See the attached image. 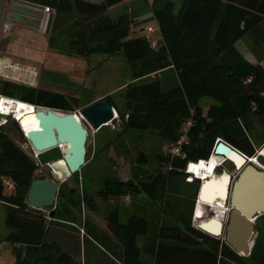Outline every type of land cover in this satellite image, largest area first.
Instances as JSON below:
<instances>
[{
  "label": "trees",
  "instance_id": "16d2710c",
  "mask_svg": "<svg viewBox=\"0 0 264 264\" xmlns=\"http://www.w3.org/2000/svg\"><path fill=\"white\" fill-rule=\"evenodd\" d=\"M25 1L54 8L51 46L83 57L94 53L124 55L132 79L122 87L124 109L108 95L118 112L112 122L119 120L125 128H153L166 142L177 140L182 132L188 136L186 158H172L165 149L158 154L162 164L169 165L166 173L158 171L139 184L133 179H108L101 188L102 196L142 191L155 198L162 184L184 173L188 160L208 159L218 138L246 155L256 153L250 133H256L254 124L264 131V0H181L179 6L174 0H152V16L159 26L155 46L147 30L132 33L129 14L115 18L106 14L108 8L124 0ZM56 31L66 40L64 48L55 40ZM239 40L246 43L255 60L237 48ZM168 68L175 71V79L165 87L161 72ZM156 73L160 76L155 77ZM0 94L63 112L91 104L81 105L76 95L1 77ZM204 96L216 101L206 111L200 104ZM17 139L27 141L17 121L0 124V201L9 230L0 241L14 248L15 264H90L89 256L85 259L87 241L96 243L118 264H264L255 254L257 244L249 255H243L223 236L204 232L189 220L181 225L161 224L155 238L139 244L138 238L149 230L147 218L133 213L121 221L118 207L104 215L111 239L93 222L84 220L83 259H79L75 251L49 238L53 223L64 220L59 201L44 207L48 213L27 203L30 184L39 175V163ZM5 180H10L12 187L5 185ZM63 195L59 187L58 199ZM81 201L92 205L89 195L82 196ZM260 216L264 214L257 218ZM112 239L120 249L113 248Z\"/></svg>",
  "mask_w": 264,
  "mask_h": 264
},
{
  "label": "rangeland",
  "instance_id": "374dc122",
  "mask_svg": "<svg viewBox=\"0 0 264 264\" xmlns=\"http://www.w3.org/2000/svg\"><path fill=\"white\" fill-rule=\"evenodd\" d=\"M151 2L152 0H124L116 6L108 8L106 14L112 18L117 17L121 13L129 14L132 18V33H143L147 30V26L156 25L155 19L152 16L153 6ZM174 2L176 5L178 4V0H174ZM146 33L150 39L158 41L156 38L158 32ZM55 35V40H58L57 44H61L62 46H60L64 48L66 40L63 41L61 39L62 36L59 34V31H56ZM239 46L245 52V56L248 59L254 60L253 56L246 52L243 45L239 44ZM66 54L68 55L67 59L62 57L61 61L54 63L52 66L49 65L51 69H47V71L50 74L45 80L39 77L38 72L35 75L32 74L31 78H28L20 73L15 74L12 70L7 71L5 75H0V77L25 85L66 90L63 92L79 96L80 104L86 105L96 100L98 96L96 92L107 91L110 88L117 87L125 82L128 77H131L132 74L129 64L122 53H94L89 57L79 56L74 53L69 54L67 52ZM12 63L19 65L18 62ZM24 68L30 69V67L25 66ZM163 74V77H165L164 82L166 81L170 84L175 79L174 70L164 71ZM60 78L64 80H60ZM67 82L71 83L66 87L68 85L66 84ZM121 94L122 92L114 91L113 99L119 104L121 109H124L123 105H121L124 102L119 101ZM13 100L18 99L14 98ZM215 102L211 97L204 96L201 98L200 104L203 111H206L208 105ZM73 113L80 118L89 130L86 162L76 173H73L59 183V187L64 191V195L60 200L58 199L57 192L55 202L56 200L57 203L59 201V205L63 207V215L60 217L64 220L58 219L53 223L50 228V239L59 240L65 249L75 251L76 256L79 259H83L82 251L84 243L82 238L83 229L81 227L84 220L88 219L90 222H93L99 232L111 239L112 235L106 227L104 215L107 210L113 207H118L121 221H125L133 213L141 214L147 218L149 230L145 236L138 238L139 244L155 238L161 224L181 225L182 221L189 220L191 225L196 227L197 223L203 220V217L205 220L210 215L215 216L218 214V212L216 214L210 212L208 206L204 205L198 210L197 192L201 180L194 178L191 180V183H188L190 181L186 179L187 175L185 172L173 175L169 178L168 183L162 184L155 198H150L142 191L135 194L109 195L103 198L100 191L101 188H104L105 181L108 179L117 181L133 179L139 184L140 182L150 180L158 171L166 173L169 165H163L158 154L163 152L169 142H166L153 128H125L119 120L111 121L99 129H94L85 118L81 117V106L75 109ZM8 117L3 119L1 124L10 125L12 119H14L25 131L34 128L37 124L35 113L25 116L21 121L17 119L15 113H10ZM254 125L256 133L255 135H253L254 132L250 134L255 144L256 152H259L264 149V131L260 130L259 125ZM220 141L223 142L222 140L216 141L209 158L214 155L215 147ZM17 143L39 163V174L43 173L51 176V168L48 164L63 155L62 148L59 146L37 152L32 148L28 140L21 141L17 139ZM216 158V160L219 159L218 157ZM143 159L145 160L143 161ZM221 161L215 167L216 173L219 174L225 170L231 175H237V168L233 160L225 157ZM85 195L90 196L92 205L81 201L82 196L85 197ZM190 202L194 203V209L189 215L187 212L191 206ZM201 209L203 210L202 217L195 218L194 214L196 210L199 212ZM42 210L46 213L49 212L45 208ZM222 214H219L220 217H222ZM226 214L227 212H225V216ZM4 217L5 206L0 201V239L9 231L4 224ZM255 244H257L255 250L256 256L264 259V216H260L254 221L251 248ZM85 245V259L89 256L87 260L90 264H118L110 255L101 251L96 243L87 241ZM112 246L115 249H120L117 241L113 239ZM15 255L16 252L10 243L0 241V264H15Z\"/></svg>",
  "mask_w": 264,
  "mask_h": 264
},
{
  "label": "water",
  "instance_id": "95a60500",
  "mask_svg": "<svg viewBox=\"0 0 264 264\" xmlns=\"http://www.w3.org/2000/svg\"><path fill=\"white\" fill-rule=\"evenodd\" d=\"M155 76L158 77L159 74L156 73ZM37 108L36 126L27 131L20 126L25 137L37 152L59 146L63 153L60 158L48 164L51 168L50 177L38 176L30 184L27 203L31 207L43 209L54 204L59 183L85 164L89 130L73 112H63L45 106H37ZM81 115L92 128L99 129L116 118L117 111L110 97L106 95L82 108ZM7 117L8 114L0 112V118ZM227 152L237 157V160L229 157ZM214 154L218 157L227 156L233 160L238 174L232 180L231 174L225 170L220 174L217 173V178L227 179L225 193L215 197L212 204L207 203L212 205V213L216 212L214 206L218 203H222L224 212L229 208L226 223L212 215L209 219L198 222L197 227L213 236H223L225 242L231 247L243 255H249L254 234V221L259 215L264 214V151L261 150L249 156L239 153L238 149L233 148L232 145L220 141L215 147ZM211 178V174L204 179L202 177L197 200L203 199L201 198L202 189ZM203 226H207L213 233L204 229Z\"/></svg>",
  "mask_w": 264,
  "mask_h": 264
},
{
  "label": "crops",
  "instance_id": "0c3cea01",
  "mask_svg": "<svg viewBox=\"0 0 264 264\" xmlns=\"http://www.w3.org/2000/svg\"><path fill=\"white\" fill-rule=\"evenodd\" d=\"M93 1H99V0H93ZM180 3L181 0H178L177 6H179ZM7 14L10 15L12 28L9 31L4 32L2 28H3V22ZM47 18L48 15H45L42 6L38 4H34L25 0H13V1L0 0V56L8 57L11 59V61L18 62L20 66L23 67L25 66L35 69L36 72L39 73V77H41V79L43 80H45L47 76L50 74L47 71V69H51L49 68V65L52 66L54 63L61 61L62 57L66 59L68 57L66 52H63L59 50L58 47L51 46L49 44L50 30L48 28L46 29ZM239 44L243 45L246 52L250 53L254 58V55L252 54L246 43L243 42V40H239L236 43V46L245 56V52L242 51ZM9 70H12V72L15 74L20 73L21 75H25V76L27 75L26 72H20L19 70L11 67L5 71H9ZM167 70H173V69L168 68L161 72L163 84L165 87L170 85L169 82L166 81L164 82L165 77H163L164 76L163 72ZM131 79H132V75L131 77H128L125 82H123L117 87L110 88L107 91L96 92L98 94L96 100L106 95H111L113 97L114 91L117 90L119 92H122L119 101L120 102L124 101V94L121 89L125 85V83L129 82ZM60 80H64V79L60 78ZM70 83L71 82H67L66 84L68 85H66V87L69 86ZM49 90L62 91V92L66 91V90H57V89H49ZM188 183H191V181ZM190 205L191 206L187 212L189 213V215L194 209L193 206L194 203L190 202ZM196 212L194 214L195 218H196L195 215H197Z\"/></svg>",
  "mask_w": 264,
  "mask_h": 264
},
{
  "label": "bare ground",
  "instance_id": "6f19581e",
  "mask_svg": "<svg viewBox=\"0 0 264 264\" xmlns=\"http://www.w3.org/2000/svg\"><path fill=\"white\" fill-rule=\"evenodd\" d=\"M0 98H1V100H0V112L6 113V114L11 113V112H15L19 121H21L27 115L34 114L36 112V110L38 109L37 106L32 105V104L27 103V102H23L20 100H13V99H10V98L5 97V96L0 97ZM262 151H264V149H262ZM226 154L229 157H231V158L233 157L234 159L237 160V157H234L230 152H227ZM216 157H218V156H216L215 154L212 155L211 158H209L207 161L200 162L195 168L196 173H198V175H201L203 177V179L205 177H207L209 174H211V177H212L210 181L205 183V185L202 189L201 198H203V199L198 200V206H199L198 210H200L202 205L205 204L204 202L211 203L215 197L222 196V194L224 195V193H225L224 187H226L227 179L222 178V177L217 178V174H215L213 172L214 167L217 164H219L221 162V160H223L224 156H219L218 160H216L217 159ZM220 200H222V199L220 198ZM220 202H222V201H220ZM214 207H215L216 211L218 212V214H219V212L220 213L222 212V207H223L222 203L215 204ZM196 213L198 214V212H196ZM214 217L221 220L219 215H216ZM203 228L208 230L209 232L213 233V231H211V229H209L207 226H203Z\"/></svg>",
  "mask_w": 264,
  "mask_h": 264
},
{
  "label": "built area",
  "instance_id": "2783aa9c",
  "mask_svg": "<svg viewBox=\"0 0 264 264\" xmlns=\"http://www.w3.org/2000/svg\"><path fill=\"white\" fill-rule=\"evenodd\" d=\"M34 4H37V3H34ZM38 5L42 6L43 12L45 13V15H48V18H47V21H46V29L47 28L50 29L49 25H51V21L53 19L54 14H55L54 8H52V7L48 6V5H41V4H38ZM11 28H12V24H11V21H10V15L7 14V16H6V18H5L4 22H3V28L2 29H3L4 32H7ZM146 29H147V32H155V31L158 32L159 31V26L156 23L155 26H150L149 25V26L146 27ZM156 42H157L156 40H152V42H151L152 46H155ZM12 62L13 61H11L10 58L1 57L0 56V75H5V73L7 72L5 70H7L10 67L14 68V69H17L20 72H26V74H27L26 77H28V78H31L32 74H34V75L36 74V70L33 69V68H30V69L29 68H24L22 66H19L17 63H12ZM0 97H3V96L0 94ZM0 100H1V98H0ZM11 113H15V112H11ZM9 114L10 113H8V115ZM15 116H17L16 113H15ZM81 117H83V116L81 115ZM2 120L3 119L0 118V124H1ZM190 125H191V121H188L187 122V126H190ZM187 140H188L187 134L185 132H182L177 140L169 142L167 147L165 146V150L168 151L169 155L172 158L175 157V156L176 157H181V158H186L187 157V152H186V149L184 148V144H185V142H187ZM218 140H219V138L216 141H218ZM213 154H214V152H213ZM224 159H225V157L223 158V160ZM202 161H207V160L206 159H198V160H191L190 159V160L187 161V163L185 165V168H184V172L187 175V177H186L187 180L191 181L192 179L197 178V177H201V179H202V176L198 175V173H196V170H195L196 166ZM4 183H5V185H8L9 187H12V183H11L10 180H5ZM204 206H208V208L212 207V205H208V204H204ZM228 209L229 208H227L225 210V212H228ZM209 211L211 212V209H209ZM225 212H223V214L221 215L222 216V217H220L221 220L223 219V216L225 215ZM215 214H216V212H215ZM201 217L202 216H200L199 218H201ZM207 218H205V219H207ZM202 219H204V217ZM196 226H198V223H197Z\"/></svg>",
  "mask_w": 264,
  "mask_h": 264
},
{
  "label": "flooded vegetation",
  "instance_id": "af4514ba",
  "mask_svg": "<svg viewBox=\"0 0 264 264\" xmlns=\"http://www.w3.org/2000/svg\"><path fill=\"white\" fill-rule=\"evenodd\" d=\"M213 172L215 173V174H217L216 172H215V167H214V169H213ZM237 172H238V170H237ZM220 174V173H219ZM238 174V173H237ZM38 176H41V177H50V176H47L46 174H43V173H40ZM231 177H232V180H234L236 177H237V175H235V174H233V175H231ZM197 180V179H196ZM104 197V196H103ZM202 208V207H201ZM209 209H211V208H209ZM217 212V211H216ZM224 212V206L222 207V212L221 213H223ZM201 213V214H200ZM202 213H203V210L201 209V211L200 212H198V214L197 215H195L196 217H200L201 215H202ZM228 213V212H227ZM219 214H220V212H219ZM219 214H217V215H219ZM216 216V215H215ZM220 216V215H219ZM225 216V215H224ZM223 216V219H222V221L224 222V223H226V217L228 216V214H226V216L224 217ZM211 217V215L210 216H208V218L207 219H209ZM226 218V219H225ZM200 222V221H199Z\"/></svg>",
  "mask_w": 264,
  "mask_h": 264
},
{
  "label": "clouds",
  "instance_id": "9594fccd",
  "mask_svg": "<svg viewBox=\"0 0 264 264\" xmlns=\"http://www.w3.org/2000/svg\"><path fill=\"white\" fill-rule=\"evenodd\" d=\"M239 152H241V151H239ZM242 154H244L243 152H241ZM225 157H227V156H225ZM228 158V157H227ZM209 159V158H208ZM208 159H206V160H208ZM230 159V158H229ZM217 166H218V164H217ZM216 167V166H215ZM195 179H197V180H201L202 181V179L201 178H195ZM205 204H207V203H205ZM204 220V219H203ZM197 227V226H196ZM210 234V233H209Z\"/></svg>",
  "mask_w": 264,
  "mask_h": 264
}]
</instances>
